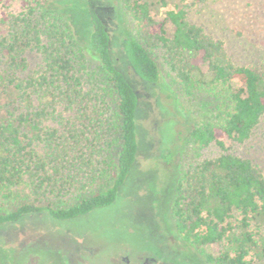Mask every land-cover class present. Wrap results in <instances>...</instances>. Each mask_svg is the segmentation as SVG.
I'll use <instances>...</instances> for the list:
<instances>
[{
	"label": "trees",
	"instance_id": "trees-1",
	"mask_svg": "<svg viewBox=\"0 0 264 264\" xmlns=\"http://www.w3.org/2000/svg\"><path fill=\"white\" fill-rule=\"evenodd\" d=\"M117 1L134 30L115 49L138 81H158L157 57L185 97L216 99L212 116L191 129L195 153L175 181L177 237L205 264H264V177L225 144H242L264 118V75L234 65L184 7L157 20L146 2ZM96 2L86 0L82 25L58 0H0L8 9L0 13V226L109 208L134 166L138 97L115 65ZM211 145L219 154L199 159Z\"/></svg>",
	"mask_w": 264,
	"mask_h": 264
},
{
	"label": "rangeland",
	"instance_id": "rangeland-1",
	"mask_svg": "<svg viewBox=\"0 0 264 264\" xmlns=\"http://www.w3.org/2000/svg\"><path fill=\"white\" fill-rule=\"evenodd\" d=\"M86 22V0H58ZM163 20L167 10L184 7L188 21L220 41L236 66L264 75V0H141ZM97 10L111 37L112 57L138 97V152L116 202L75 221L60 222L45 214L0 226V264H205L199 250L177 237L171 214L175 181L194 152L189 140L196 123L210 118L217 105L208 92L184 96L156 57L159 78L138 81L115 49L131 35L134 22L117 0H97ZM16 10V5L10 7ZM8 11L0 8V13ZM168 36L172 27L165 22ZM31 66L33 60L30 59ZM228 151L250 160L264 177V118L248 140L225 139ZM219 154L211 145L199 159Z\"/></svg>",
	"mask_w": 264,
	"mask_h": 264
}]
</instances>
